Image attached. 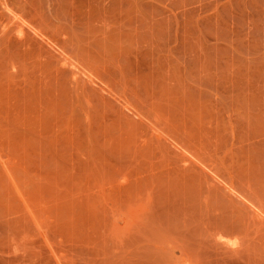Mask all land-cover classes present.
Listing matches in <instances>:
<instances>
[{"label": "rangeland", "instance_id": "obj_1", "mask_svg": "<svg viewBox=\"0 0 264 264\" xmlns=\"http://www.w3.org/2000/svg\"><path fill=\"white\" fill-rule=\"evenodd\" d=\"M0 264H264V0H0Z\"/></svg>", "mask_w": 264, "mask_h": 264}]
</instances>
